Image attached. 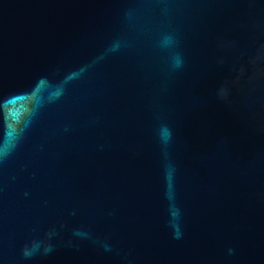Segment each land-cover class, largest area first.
<instances>
[{
	"label": "water",
	"instance_id": "95a60500",
	"mask_svg": "<svg viewBox=\"0 0 264 264\" xmlns=\"http://www.w3.org/2000/svg\"><path fill=\"white\" fill-rule=\"evenodd\" d=\"M0 264H264V0H0Z\"/></svg>",
	"mask_w": 264,
	"mask_h": 264
}]
</instances>
